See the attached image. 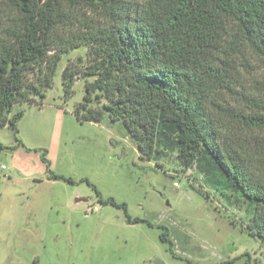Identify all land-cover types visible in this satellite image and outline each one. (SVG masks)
I'll use <instances>...</instances> for the list:
<instances>
[{"label": "trees", "instance_id": "trees-1", "mask_svg": "<svg viewBox=\"0 0 264 264\" xmlns=\"http://www.w3.org/2000/svg\"><path fill=\"white\" fill-rule=\"evenodd\" d=\"M80 47L89 50L87 67L62 71L64 100L76 75L93 78L74 106L77 121L122 123L142 160L177 152L183 170L206 180L220 173L249 202L247 231L264 246V146L254 156L240 142L232 147L217 119L223 113L243 132L264 133V100L247 98L244 114L217 97L231 91L241 49L264 64V0H0V129L18 134L24 111L14 108L42 105L62 56ZM92 95L104 101L100 109L90 107ZM83 182L100 204L125 210Z\"/></svg>", "mask_w": 264, "mask_h": 264}, {"label": "rangeland", "instance_id": "rangeland-1", "mask_svg": "<svg viewBox=\"0 0 264 264\" xmlns=\"http://www.w3.org/2000/svg\"><path fill=\"white\" fill-rule=\"evenodd\" d=\"M88 51L62 56L42 105L14 108L24 111L17 135L0 129V264H245L247 258L264 264V246L247 231L252 207L220 173L206 180L205 173L183 170L177 152L142 160L122 123L77 121L74 106L93 78L76 75L73 95L64 100L62 71L82 73ZM237 57L231 91L217 97L248 114L247 98L264 100V64L246 49ZM103 104L92 95L91 108ZM217 117L232 147L241 143L254 156L264 146V133ZM84 180L125 210L100 204Z\"/></svg>", "mask_w": 264, "mask_h": 264}, {"label": "built area", "instance_id": "built-area-1", "mask_svg": "<svg viewBox=\"0 0 264 264\" xmlns=\"http://www.w3.org/2000/svg\"><path fill=\"white\" fill-rule=\"evenodd\" d=\"M3 168V167H2Z\"/></svg>", "mask_w": 264, "mask_h": 264}, {"label": "crops", "instance_id": "crops-1", "mask_svg": "<svg viewBox=\"0 0 264 264\" xmlns=\"http://www.w3.org/2000/svg\"><path fill=\"white\" fill-rule=\"evenodd\" d=\"M20 123V122H19Z\"/></svg>", "mask_w": 264, "mask_h": 264}]
</instances>
